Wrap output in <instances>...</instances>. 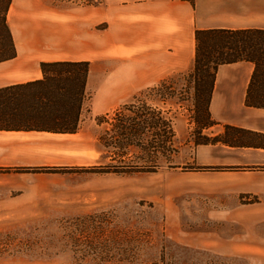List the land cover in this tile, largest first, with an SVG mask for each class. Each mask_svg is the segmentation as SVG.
<instances>
[{"label":"rangeland","instance_id":"374dc122","mask_svg":"<svg viewBox=\"0 0 264 264\" xmlns=\"http://www.w3.org/2000/svg\"><path fill=\"white\" fill-rule=\"evenodd\" d=\"M47 2L82 8L87 1ZM190 74L173 75L106 115L84 112L79 134L48 150L43 140L27 141L21 151L39 165L0 167V264H264V176L237 185L250 193L231 194L208 172L225 169L217 164L237 153L194 145ZM119 112L139 121L138 136L113 130ZM154 120L159 125L150 128ZM218 130L201 135L264 145L250 134L214 136ZM109 167L119 173H106Z\"/></svg>","mask_w":264,"mask_h":264},{"label":"crops","instance_id":"0c3cea01","mask_svg":"<svg viewBox=\"0 0 264 264\" xmlns=\"http://www.w3.org/2000/svg\"><path fill=\"white\" fill-rule=\"evenodd\" d=\"M6 22L15 56L0 62V89L41 80V63L89 64L75 133L0 131V167H28L39 164L21 151L27 141L43 140L47 150L54 142L65 143L79 134L84 112L106 115L171 76L191 72L196 31L264 30V0H101L82 8L12 0ZM252 70L247 62L218 67L209 104L215 124L204 131L219 128L214 136H221L225 127H233L264 138V108L245 106ZM218 145L237 153L233 161L217 164L225 169L208 171L224 182L223 192L253 191L236 187L246 178L264 176V145L211 146Z\"/></svg>","mask_w":264,"mask_h":264},{"label":"trees","instance_id":"16d2710c","mask_svg":"<svg viewBox=\"0 0 264 264\" xmlns=\"http://www.w3.org/2000/svg\"><path fill=\"white\" fill-rule=\"evenodd\" d=\"M60 1L74 2V0ZM85 1H87L85 5L100 3V0ZM11 2L12 0H0V62L15 56L11 32L6 22V14ZM238 62L253 65L245 94V106L264 108V30L196 31L194 65L189 72L194 82L195 122L199 131L197 138L193 140L194 145L222 141L220 137L210 139L202 136L201 131L215 124L210 117L209 104L218 67ZM40 69L43 76L41 80L0 89V131H42L59 134L76 132L85 98L89 64L87 62H49L41 63ZM146 110L150 111L148 108ZM129 118L119 112L113 129L127 140L135 135L138 136L141 131L139 121ZM146 124L150 128L151 125H159L155 120ZM164 125L170 137L174 131L172 120L164 122ZM229 131L257 136L242 129L225 127V135ZM103 142L104 139L99 138V143L106 147L107 144ZM225 143L236 146L233 142L225 141ZM169 151L170 155L176 152L173 143L170 144ZM166 159L169 162V158ZM156 166L158 165H154L152 169ZM106 173H119V171H113L109 167Z\"/></svg>","mask_w":264,"mask_h":264}]
</instances>
